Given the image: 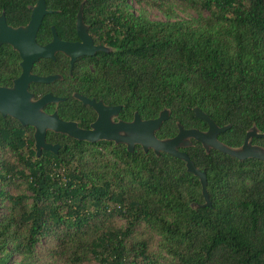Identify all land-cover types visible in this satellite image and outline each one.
Returning <instances> with one entry per match:
<instances>
[{
  "label": "trees",
  "instance_id": "obj_1",
  "mask_svg": "<svg viewBox=\"0 0 264 264\" xmlns=\"http://www.w3.org/2000/svg\"><path fill=\"white\" fill-rule=\"evenodd\" d=\"M37 0H0L11 27L26 25ZM130 2L141 9L132 11ZM97 45L111 48L81 57L70 75L68 58L41 60L40 76L54 84L30 91L65 98L58 115L88 128L93 111L74 93L122 106L119 118L170 117L156 132L206 131L199 108L219 127L218 140L236 148L256 126L264 133V0H45L37 42L77 38L76 16ZM198 12L181 19L173 5ZM160 10L153 21L144 7ZM20 57L0 46V86L20 74ZM52 112L51 105L47 107ZM34 130L0 115V264H264V163L239 161L200 143L185 150L205 170L210 207L185 163L140 146L133 152L112 142L88 143L48 132L58 153L37 157ZM253 145L264 147L263 139ZM123 221V226L121 225Z\"/></svg>",
  "mask_w": 264,
  "mask_h": 264
},
{
  "label": "water",
  "instance_id": "obj_2",
  "mask_svg": "<svg viewBox=\"0 0 264 264\" xmlns=\"http://www.w3.org/2000/svg\"><path fill=\"white\" fill-rule=\"evenodd\" d=\"M30 20L24 26L11 27L7 24L4 13L0 15V46L9 45L20 59L21 74L14 80L12 87L0 86V115L10 117L18 121L22 126H31L34 129L33 139L36 156L43 151L57 154L60 145L50 144L46 141L47 132L66 135L77 141L97 143L101 141L114 142L126 146L128 152H133L135 146H140L145 153L152 150L156 156L160 153L168 154L185 163L186 171L195 176L201 185L204 204L192 207H210L211 202L207 193V176L205 170H199L190 160L186 152L180 149L191 147L192 140L201 144L206 153L216 150L224 155L233 157L239 161L256 159L264 163V147L253 145V139H263L264 133H260L256 126H252L245 135L241 146L232 148L218 140V136L230 129V125L217 126L208 115L199 108H193L195 117L207 124L206 131L197 129H184L177 123V134L174 137L158 139L156 132L170 117V111L164 109L155 119L142 120L137 113L131 122L113 119L118 116L122 106H106L101 101L90 100L74 93L72 97L83 105L90 107L97 115L96 120L85 130L76 122L62 120L57 111L46 114L43 109L46 105L58 104L65 99L46 94L39 99H34L29 92L31 83L51 84L56 80H62L61 75L39 77L32 74L35 63L41 59H54L56 53H61L70 61V74L74 63L79 57L93 56L98 52L108 53L111 48L106 46H94L88 33V26L83 21V3L80 5L76 16V33L79 42L71 43L62 41L54 27L51 28L52 40L40 46L36 37L43 18L52 13L47 10L45 0H37L30 8Z\"/></svg>",
  "mask_w": 264,
  "mask_h": 264
},
{
  "label": "flooded vegetation",
  "instance_id": "obj_3",
  "mask_svg": "<svg viewBox=\"0 0 264 264\" xmlns=\"http://www.w3.org/2000/svg\"><path fill=\"white\" fill-rule=\"evenodd\" d=\"M52 28V27H51ZM89 33V32H88ZM89 35H90V33H89ZM90 37H91V35H90ZM91 39H92V37H91ZM36 40H37V37H36ZM51 40H52V32H51ZM50 40V41H51ZM62 40V39H61ZM49 41V42H50ZM62 41H64V40H62ZM80 40H79V38H78V36H77V38H76V40H74V41H71V43H76V42H79ZM48 42V43H49ZM65 42H69V41H65ZM92 42H93V45L94 46H102V45H97V44H95L94 43V41H93V39H92ZM38 43V42H37ZM48 43H46V44H48ZM46 44H44V45H46ZM40 45V44H39ZM44 45H40V46H44ZM58 54H61V53H56V55H55V57H54V59H45V60H51V61H55V59H56V56L58 55ZM63 55V54H62ZM82 57H90V56H82ZM67 58V57H66ZM79 58H81V57H79ZM78 58V59H79ZM77 59V60H78ZM41 60H44V59H41ZM40 60V61H41ZM68 60H69V58H68ZM76 60V61H77ZM40 61H38L37 63H35L34 65H33V67H32V70H31V72H32V74H34V75H36V76H39V77H45V76H40V75H38L37 73H35L34 72V66L36 65V64H38ZM20 62H21V59H20ZM20 62H19V67H20ZM69 64H70V61H69ZM70 68H71V66H70ZM70 72V71H69ZM72 73V72H71ZM20 74H21V67H20ZM19 74V75H20ZM19 75L16 77V78H14L13 80H12V84L10 85V86H6V87H12V85H13V82H14V80L15 79H17L18 77H19ZM52 75H59V74H52ZM51 75V76H52ZM71 75V74H70ZM46 76H50V75H46ZM57 81H60V80H56V81H54L53 83H51V84H54L55 82H57ZM32 84H41V83H31L30 84V86L32 85ZM44 85H48V84H44ZM30 86H29V92L31 93V94H33V96H34V99H39V98H41V97H36L35 96V94L34 93H32L31 91H30ZM1 87H4V86H1ZM46 94H51V93H46ZM46 94H44V95H46ZM43 95V96H44ZM51 95H53V94H51ZM54 96V95H53ZM56 97H58V96H56ZM84 97V96H83ZM87 98V97H86ZM65 99V98H64ZM88 99H90V98H88ZM92 99H94V98H92ZM92 99H90V100H92ZM95 100V99H94ZM95 101H101V100H95ZM102 102V101H101ZM81 103V102H80ZM103 103V102H102ZM59 104L60 103H58V104H54V103H51V104H48V105H46L45 107H44V109H43V111L46 113V114H52L53 112H55V111H57V114H58V106H59ZM104 104V103H103ZM51 105V107H52V112H48L49 111V109L47 108L48 106H50ZM105 105V104H104ZM106 106H108V105H106ZM88 107V106H87ZM111 107H113V106H111ZM90 108V107H89ZM91 109V108H90ZM92 111H93V113H94V119H93V121L92 122H90V124H89V126H88V128H82V129H85V130H88V129H90V125L96 120V118H97V115H96V113L94 112V110L93 109H91ZM121 112V111H120ZM119 115H120V113L118 114V116L116 117V118H114L113 119V121L114 122H118V121H123L122 119H120L119 118ZM59 116V115H58ZM13 119V118H12ZM15 120V119H14ZM63 120V119H62ZM133 120V119H132ZM132 120H130V121H124V122H131ZM64 121H66V120H64ZM18 122V121H17ZM74 122V121H73ZM77 123V122H76ZM78 124V123H77ZM79 126V125H78ZM24 127V126H23ZM25 127H31V126H25ZM32 128V127H31ZM81 128V127H80ZM33 129V128H32ZM34 130V129H33ZM47 134H48V132H47ZM46 141H47V135H46ZM193 141V140H192ZM48 142V141H47ZM104 142H107V141H104ZM49 143V142H48ZM112 143H114V142H112ZM50 144H52V143H50ZM114 144H116V143H114ZM58 145V144H57ZM121 145H123V144H121ZM193 146V144L191 145V147ZM126 147V146H125ZM35 148V147H34ZM189 148V147H188ZM187 148H185V149H180L181 151H183V152H185V150H186Z\"/></svg>",
  "mask_w": 264,
  "mask_h": 264
},
{
  "label": "rangeland",
  "instance_id": "obj_4",
  "mask_svg": "<svg viewBox=\"0 0 264 264\" xmlns=\"http://www.w3.org/2000/svg\"><path fill=\"white\" fill-rule=\"evenodd\" d=\"M130 5L132 7V11L136 13L139 9V5H137L134 2H130ZM144 9L148 13V16L151 20L153 21H166L167 17L158 9L152 8V7H147L145 6ZM173 12L174 14L181 19H191V18H196L198 15V12L190 9V8H184L181 6L173 5ZM123 221H121V225L123 226ZM19 258L17 257H12L9 261L8 264H18L19 263Z\"/></svg>",
  "mask_w": 264,
  "mask_h": 264
}]
</instances>
